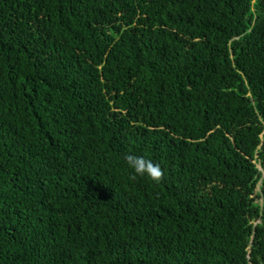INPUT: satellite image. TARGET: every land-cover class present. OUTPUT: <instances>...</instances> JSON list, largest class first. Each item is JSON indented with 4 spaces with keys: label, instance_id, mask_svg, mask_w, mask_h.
<instances>
[{
    "label": "trees",
    "instance_id": "1",
    "mask_svg": "<svg viewBox=\"0 0 264 264\" xmlns=\"http://www.w3.org/2000/svg\"><path fill=\"white\" fill-rule=\"evenodd\" d=\"M0 264H264V0H0Z\"/></svg>",
    "mask_w": 264,
    "mask_h": 264
},
{
    "label": "clouds",
    "instance_id": "2",
    "mask_svg": "<svg viewBox=\"0 0 264 264\" xmlns=\"http://www.w3.org/2000/svg\"><path fill=\"white\" fill-rule=\"evenodd\" d=\"M127 165L135 177H147L155 183L163 179L162 169L150 160L135 155L127 157Z\"/></svg>",
    "mask_w": 264,
    "mask_h": 264
}]
</instances>
